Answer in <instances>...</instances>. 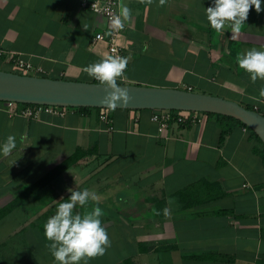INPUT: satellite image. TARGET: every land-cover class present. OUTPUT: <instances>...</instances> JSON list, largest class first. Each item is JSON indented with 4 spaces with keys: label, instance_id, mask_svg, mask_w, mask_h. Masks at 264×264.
Returning a JSON list of instances; mask_svg holds the SVG:
<instances>
[{
    "label": "crops",
    "instance_id": "obj_1",
    "mask_svg": "<svg viewBox=\"0 0 264 264\" xmlns=\"http://www.w3.org/2000/svg\"><path fill=\"white\" fill-rule=\"evenodd\" d=\"M122 2L132 18L120 31L129 62L118 83L218 96L264 115V81L252 83L236 63L249 49L264 51V11L253 7L231 39L227 27L217 33L207 21L213 0ZM98 33L110 35L109 21L83 10L80 0H0L6 71L25 74L13 61L21 57L42 69L35 76L97 83L83 69L108 55L105 42L93 44ZM99 114L33 120L9 116L0 102V146L16 138L12 153L0 155V212L7 210L0 264H54L44 224L69 189L101 197L74 210L99 206L104 213L111 247L88 264H264V145L250 130L208 114L202 124L160 134L150 110L123 109H110L109 130Z\"/></svg>",
    "mask_w": 264,
    "mask_h": 264
},
{
    "label": "clouds",
    "instance_id": "obj_2",
    "mask_svg": "<svg viewBox=\"0 0 264 264\" xmlns=\"http://www.w3.org/2000/svg\"><path fill=\"white\" fill-rule=\"evenodd\" d=\"M140 4L152 5L154 0H138ZM167 4V0H158V7ZM92 7H95L93 4ZM257 13L264 11L261 0H213L212 5L205 9V14L210 27L217 33H224L227 27L235 39L242 31L243 26L252 8ZM118 14L110 15L109 34L124 29L125 24L132 18L131 9L122 0L118 5ZM87 30L88 26L83 25ZM128 58L118 55H106L100 62L84 67L83 71L96 81L98 86H103L106 95L101 104L111 110L118 105L130 102L128 90L122 88L118 81L127 79L125 72ZM238 67L247 73L252 83L258 79L264 81V51L252 48L236 57ZM260 97H264V88L260 89ZM257 100V97H249ZM16 148V138L9 135L0 146V155L7 157ZM71 193L66 200H61L56 206V212L44 224V235L50 243L47 245L54 264H88L89 260L102 257L111 247L109 235L102 225L101 217L104 215L99 206L85 211L83 214L74 210L79 206L85 208L90 202L99 204L101 197L96 192L84 189L82 191L69 189ZM169 210L164 209L167 216Z\"/></svg>",
    "mask_w": 264,
    "mask_h": 264
},
{
    "label": "water",
    "instance_id": "obj_3",
    "mask_svg": "<svg viewBox=\"0 0 264 264\" xmlns=\"http://www.w3.org/2000/svg\"><path fill=\"white\" fill-rule=\"evenodd\" d=\"M131 100L123 110L193 111L232 117L250 128L264 145V115L218 96L178 88L120 84ZM103 86L73 80L52 79L0 70V102L71 108L109 109L101 104Z\"/></svg>",
    "mask_w": 264,
    "mask_h": 264
},
{
    "label": "built area",
    "instance_id": "obj_4",
    "mask_svg": "<svg viewBox=\"0 0 264 264\" xmlns=\"http://www.w3.org/2000/svg\"><path fill=\"white\" fill-rule=\"evenodd\" d=\"M120 3L121 0H80V6L83 10L104 16L108 21H110V15L118 14V5ZM93 4L95 7H92ZM120 39V31L113 32L107 38H105L103 33H98L93 39V44L96 45L105 42L108 46V55L124 57V46L120 44ZM13 61L17 68L25 72V75H30L31 73H34L35 75L43 73L41 68H34L29 62L21 57H16ZM3 105L6 112L11 117L19 116L33 120H38L43 113L65 117L68 113L78 110V108L71 107L25 105L16 102H7L3 103ZM151 112V121L158 124L160 134L167 133L174 125L187 126L202 124L208 116L207 113L193 111L154 110ZM99 120L109 126V130H113L110 109H100Z\"/></svg>",
    "mask_w": 264,
    "mask_h": 264
},
{
    "label": "trees",
    "instance_id": "obj_5",
    "mask_svg": "<svg viewBox=\"0 0 264 264\" xmlns=\"http://www.w3.org/2000/svg\"><path fill=\"white\" fill-rule=\"evenodd\" d=\"M21 74H24V73H21ZM98 83V82H97ZM120 84V83H119ZM248 109H252V110H254L253 108H250V107H247ZM88 110H91V109H89V108H78V111H81V112H84V111H88ZM97 110H100V109H97ZM210 116H215L216 114H209ZM216 116H218V117H221V118H223V119H225V120H229V121H232V122H234V123H241L240 121H238V120H236V119H234V118H232V117H227V116H222V115H216ZM242 124V123H241ZM242 125H244V124H242ZM245 126V125H244ZM248 130H250L251 132H252V135L256 138V139H258L259 140V142L261 143V141H260V139L257 137V135L250 129V128H248L247 126H245ZM229 129H225L224 130V132H223V134H222V138H224V136H225V133H227V131H228ZM261 145L263 146V144L261 143ZM260 153V155L262 156V158H263V160H264V146H263V150L262 151H260L259 152ZM78 156H79V154L78 155H76V156H74V157H72L65 165L66 166H69V165H72L73 164V162L78 158ZM7 212V211H6ZM6 212H3L2 214H1V212H0V217H2L3 215H5L6 214Z\"/></svg>",
    "mask_w": 264,
    "mask_h": 264
},
{
    "label": "rangeland",
    "instance_id": "obj_6",
    "mask_svg": "<svg viewBox=\"0 0 264 264\" xmlns=\"http://www.w3.org/2000/svg\"><path fill=\"white\" fill-rule=\"evenodd\" d=\"M7 70V67H2V66H0V70H2V71H6ZM14 70V69H13ZM9 72V71H8ZM30 75H34V73H31ZM26 197H28V196H26ZM7 210L6 209H4L2 212H1V214L3 213V212H6ZM24 212V211H23ZM27 213H28V211H27ZM29 213H32V212H29ZM33 213H35V212H33ZM23 214H25V212L23 213ZM41 224L37 227V229L40 231V233H41ZM7 232V235L10 233V229L11 228H9L8 227V225H6V227L4 228ZM3 236H4V233L2 234ZM36 236V235H35ZM7 246L9 247L10 246V243H7ZM49 252V251H48ZM46 258L47 259H49L50 261H52V257H51V254L49 253L47 256H46Z\"/></svg>",
    "mask_w": 264,
    "mask_h": 264
}]
</instances>
